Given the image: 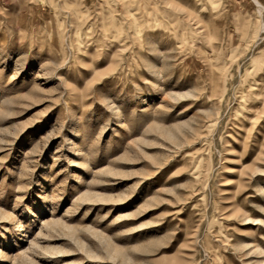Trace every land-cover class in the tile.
I'll list each match as a JSON object with an SVG mask.
<instances>
[{
    "label": "rangeland",
    "instance_id": "374dc122",
    "mask_svg": "<svg viewBox=\"0 0 264 264\" xmlns=\"http://www.w3.org/2000/svg\"><path fill=\"white\" fill-rule=\"evenodd\" d=\"M263 23L0 0V264H264Z\"/></svg>",
    "mask_w": 264,
    "mask_h": 264
},
{
    "label": "bare ground",
    "instance_id": "6f19581e",
    "mask_svg": "<svg viewBox=\"0 0 264 264\" xmlns=\"http://www.w3.org/2000/svg\"><path fill=\"white\" fill-rule=\"evenodd\" d=\"M256 4V11L260 15L264 11V4L260 0H253ZM262 18V17H261ZM264 24V23H263ZM262 26V23H261ZM256 41V40H255ZM249 43V42H248Z\"/></svg>",
    "mask_w": 264,
    "mask_h": 264
}]
</instances>
